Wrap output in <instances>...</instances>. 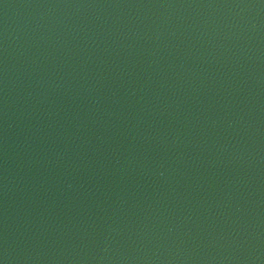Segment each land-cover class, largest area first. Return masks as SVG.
Returning a JSON list of instances; mask_svg holds the SVG:
<instances>
[{
	"label": "water",
	"instance_id": "water-1",
	"mask_svg": "<svg viewBox=\"0 0 264 264\" xmlns=\"http://www.w3.org/2000/svg\"><path fill=\"white\" fill-rule=\"evenodd\" d=\"M0 264H264V0H0Z\"/></svg>",
	"mask_w": 264,
	"mask_h": 264
}]
</instances>
